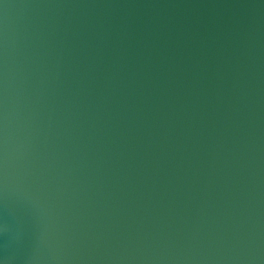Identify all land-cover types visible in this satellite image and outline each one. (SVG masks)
<instances>
[{
  "label": "water",
  "instance_id": "95a60500",
  "mask_svg": "<svg viewBox=\"0 0 264 264\" xmlns=\"http://www.w3.org/2000/svg\"><path fill=\"white\" fill-rule=\"evenodd\" d=\"M0 264H264V0H0Z\"/></svg>",
  "mask_w": 264,
  "mask_h": 264
}]
</instances>
